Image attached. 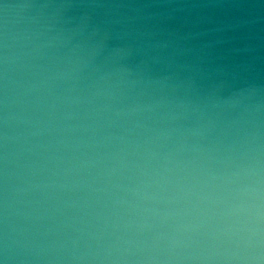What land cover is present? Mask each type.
<instances>
[{
    "label": "clouds",
    "instance_id": "obj_1",
    "mask_svg": "<svg viewBox=\"0 0 264 264\" xmlns=\"http://www.w3.org/2000/svg\"><path fill=\"white\" fill-rule=\"evenodd\" d=\"M0 264H264V0H0Z\"/></svg>",
    "mask_w": 264,
    "mask_h": 264
}]
</instances>
